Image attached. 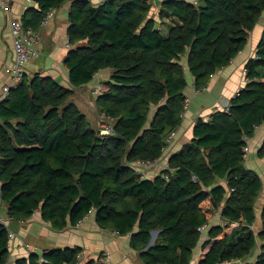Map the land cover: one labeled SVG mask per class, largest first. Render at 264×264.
<instances>
[{"label": "trees", "instance_id": "trees-1", "mask_svg": "<svg viewBox=\"0 0 264 264\" xmlns=\"http://www.w3.org/2000/svg\"><path fill=\"white\" fill-rule=\"evenodd\" d=\"M67 1L38 0L24 27L39 32ZM197 2H161L158 19L177 21L166 35L149 0L73 2L69 80L82 88L111 70L96 106L112 133L94 129L70 101L72 91L53 78L25 75L0 103V199L10 219L27 221L40 211L63 230L95 211L102 229L131 236L145 264H191L201 244L199 264H222L251 256L258 242L254 264H264V203L259 230L255 211L264 184L243 151L244 137L264 124V36L229 111L198 120L192 140L157 177L144 179L133 165L164 155L186 110L187 72L196 88L206 87L247 47L264 13V0ZM258 156L264 160V142ZM216 213L224 224L204 241L201 228ZM9 232L0 223V264L9 257ZM80 252L57 249L17 264H76Z\"/></svg>", "mask_w": 264, "mask_h": 264}, {"label": "crops", "instance_id": "crops-1", "mask_svg": "<svg viewBox=\"0 0 264 264\" xmlns=\"http://www.w3.org/2000/svg\"><path fill=\"white\" fill-rule=\"evenodd\" d=\"M6 1L10 7V13L3 9L0 2V99L4 85L12 79V67L15 62L12 19L22 22L29 9L38 8V3L35 0ZM74 1L68 0L60 8L52 10L50 19L46 24H42L39 31L41 36V54L39 58L31 60L27 64L26 75L29 78H33L37 74L43 77H51L62 87L72 91L70 101L77 105L76 100H79L88 106L92 110L90 114L93 116L90 119V124L94 129L99 130L100 122L107 119L98 113L96 106L97 97L93 95V91L99 88L102 82L109 81L112 72L109 69L100 71L91 83L82 88H74L71 85L65 60L71 49L68 30L70 27L69 14ZM88 1L93 5H98L106 0ZM149 1L153 5L151 16L160 21L158 13L163 0ZM188 1L197 2V0ZM176 23L177 21L174 19H165L160 21V29L163 33H167V26L169 25L170 27ZM263 36L264 13L250 32L247 47L238 54L228 67L223 68L212 76L206 87L196 88L193 76L187 74V104L182 122L174 131L175 134L171 141L168 142L164 155L155 165L148 169L135 166V169L144 179H153L160 175L163 170L168 169L170 158L192 140L193 130L198 120H208L215 111L223 110L230 100L246 86L245 66L250 59L256 56L257 47ZM78 108L80 109L79 106ZM263 142L264 124L258 126L254 136L250 138V152L246 160V166L256 171L264 184V160L258 156ZM133 165H136V163ZM263 203L264 187L255 209L257 230L262 226L261 213ZM0 205V209H2L1 199ZM3 210L5 217L3 222L14 234V236L10 237L9 257L6 264H17L18 260L29 259L32 254L42 255L49 251L67 248H79L81 250L76 264H99L104 251L111 253L113 264H145L140 253L132 248L131 236H122L116 231L102 229L97 224L95 211L76 226H68L63 230H56L49 222L43 220L40 211H36L29 220L18 222L8 217L5 208ZM223 224L222 215L216 213L204 231H202L204 241L208 239L210 230L214 226ZM259 244L260 242H258V248L251 256L222 264H254L260 253ZM201 249L202 244L194 251L191 264H199L202 255Z\"/></svg>", "mask_w": 264, "mask_h": 264}, {"label": "built area", "instance_id": "built-area-1", "mask_svg": "<svg viewBox=\"0 0 264 264\" xmlns=\"http://www.w3.org/2000/svg\"><path fill=\"white\" fill-rule=\"evenodd\" d=\"M29 1H32V0H29ZM0 2L2 4L3 9L6 12L10 13V7L7 1L0 0ZM193 3L197 4L196 1ZM50 17L51 15L49 14L42 24H46V22L50 19ZM11 25H12L13 49L15 52V62L12 67V79L9 83L4 85L0 103L7 99L11 90L16 89L20 86L23 78L26 75L27 64L31 60L39 58L41 54L40 52L41 36L39 32L34 31L33 29H30V28H25L23 23L20 20L12 19ZM99 94H100V87L93 91V95L95 97H98ZM229 106L230 104L228 103L224 107L223 110L229 111ZM99 128H100L99 131L101 132V134L109 135L112 133L111 122L108 119L106 121L100 122ZM256 128L257 127H255V130ZM174 134H175L174 131L170 134L168 138V142L171 141ZM244 139L247 142V144L245 145L243 151H244L245 160H247L248 154L250 152V146H249L250 137L246 135ZM156 162L157 161H154V162L138 161L136 162V165L134 166H137V167L139 166L143 169H148L149 167L155 165ZM0 223L4 224L3 219L1 218V215H0ZM206 226L207 225L203 226L201 228V231H204ZM12 236H14V234L10 231L9 237H12ZM99 264H113L111 253L109 251H104L102 253V257L100 259Z\"/></svg>", "mask_w": 264, "mask_h": 264}, {"label": "rangeland", "instance_id": "rangeland-1", "mask_svg": "<svg viewBox=\"0 0 264 264\" xmlns=\"http://www.w3.org/2000/svg\"><path fill=\"white\" fill-rule=\"evenodd\" d=\"M167 28H168V31H169V29L171 28V26L169 27V25L167 26ZM165 35L167 34V33H164ZM189 75H190V72L188 71L187 72ZM103 83V82H102ZM76 102H77V105L80 107V110L84 113V114H86L87 115V118L89 119V122H90V119L93 117L90 113L92 112V110L88 107V106H86L82 101H79V100H76ZM94 110H95V107H94ZM91 123V122H90ZM95 124V123H94ZM0 207H1V205H0ZM4 206L2 207V209H0V215H1V218L2 219H4L5 217H4Z\"/></svg>", "mask_w": 264, "mask_h": 264}, {"label": "water", "instance_id": "water-1", "mask_svg": "<svg viewBox=\"0 0 264 264\" xmlns=\"http://www.w3.org/2000/svg\"><path fill=\"white\" fill-rule=\"evenodd\" d=\"M35 1L37 2L38 0H35ZM156 235H157V232H152V240H151V243H153Z\"/></svg>", "mask_w": 264, "mask_h": 264}]
</instances>
